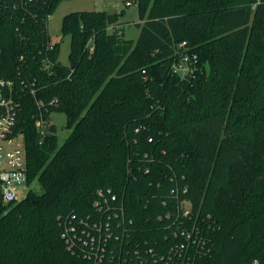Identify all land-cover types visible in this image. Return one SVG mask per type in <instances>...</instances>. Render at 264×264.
I'll list each match as a JSON object with an SVG mask.
<instances>
[{"label": "trees", "instance_id": "obj_1", "mask_svg": "<svg viewBox=\"0 0 264 264\" xmlns=\"http://www.w3.org/2000/svg\"><path fill=\"white\" fill-rule=\"evenodd\" d=\"M59 2L0 0V100L17 105L38 184L0 200V264H87L63 222L90 214L100 190L117 195L144 249L168 254L182 239L169 225L180 233L189 208L190 264H264V0H133L136 40L124 10L74 11L69 65L48 31ZM184 41L199 55L186 77L170 68ZM56 111L71 129L63 143Z\"/></svg>", "mask_w": 264, "mask_h": 264}, {"label": "built area", "instance_id": "obj_2", "mask_svg": "<svg viewBox=\"0 0 264 264\" xmlns=\"http://www.w3.org/2000/svg\"><path fill=\"white\" fill-rule=\"evenodd\" d=\"M132 1L126 0L125 3L131 5ZM198 62V53L184 41L179 45L170 68L173 73L186 77L195 73ZM1 84L4 85V82ZM37 103L40 106L45 104L42 100H37ZM57 103V98L50 100L48 107L37 117L36 126L41 135L45 133L44 126L52 123L43 114L49 106ZM0 105L5 109L0 114V200L11 205L24 198L28 191L27 154L23 136L15 130L18 115L16 103L13 99L2 97ZM98 195L90 214H74L63 222L62 237L67 248L81 255L87 264H190L192 233L185 226L191 212L189 208L182 211L183 229L180 233L169 225L170 233L175 238L181 236V241L171 247L168 254H159L156 246L144 249L130 238L128 223L131 221L127 219L122 205L118 204L117 195L102 190ZM167 218L171 220V215L167 214ZM193 241L201 243V238ZM251 264L263 263L255 259Z\"/></svg>", "mask_w": 264, "mask_h": 264}, {"label": "rangeland", "instance_id": "obj_3", "mask_svg": "<svg viewBox=\"0 0 264 264\" xmlns=\"http://www.w3.org/2000/svg\"><path fill=\"white\" fill-rule=\"evenodd\" d=\"M108 11L110 13H120L124 10V14L120 16V26L123 29L126 39H137L141 28L137 25L141 22L139 15V7L136 2L126 5L124 0H60L55 10L49 16L48 31L53 43H59V61L63 65H69L71 35L63 30V20L65 15L74 11ZM52 120L56 126V134L59 143H63L69 135L71 129L67 127V116L64 112H53ZM34 183L29 187H37Z\"/></svg>", "mask_w": 264, "mask_h": 264}]
</instances>
